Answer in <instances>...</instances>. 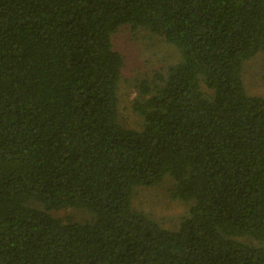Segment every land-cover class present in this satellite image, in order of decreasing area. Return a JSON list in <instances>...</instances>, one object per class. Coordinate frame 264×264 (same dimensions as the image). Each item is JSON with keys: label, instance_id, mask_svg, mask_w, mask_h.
<instances>
[{"label": "trees", "instance_id": "16d2710c", "mask_svg": "<svg viewBox=\"0 0 264 264\" xmlns=\"http://www.w3.org/2000/svg\"><path fill=\"white\" fill-rule=\"evenodd\" d=\"M124 26L181 56L140 84V130L118 119ZM261 52L264 0H0V264H264ZM166 178L192 204L177 230L132 206Z\"/></svg>", "mask_w": 264, "mask_h": 264}, {"label": "rangeland", "instance_id": "374dc122", "mask_svg": "<svg viewBox=\"0 0 264 264\" xmlns=\"http://www.w3.org/2000/svg\"><path fill=\"white\" fill-rule=\"evenodd\" d=\"M112 43L114 50L124 58L118 88V119L126 128L140 130L143 120L133 109L139 97L140 84H152L157 76H165L169 67L180 62L181 56L162 36L142 28L124 26L113 36ZM243 82L248 95L264 98V52L245 62ZM173 186L172 179L166 178L157 186L136 188L132 199L133 209L166 229L177 230L188 216L192 204L176 200L171 192ZM52 216L62 222L73 220L79 223L92 218L89 212L75 209L52 212ZM242 241L255 244L250 239Z\"/></svg>", "mask_w": 264, "mask_h": 264}]
</instances>
